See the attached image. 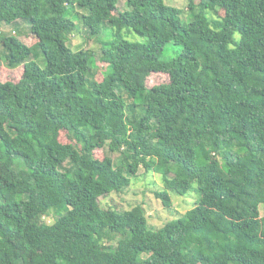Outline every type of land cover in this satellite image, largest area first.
Wrapping results in <instances>:
<instances>
[{
  "label": "trees",
  "instance_id": "trees-1",
  "mask_svg": "<svg viewBox=\"0 0 264 264\" xmlns=\"http://www.w3.org/2000/svg\"><path fill=\"white\" fill-rule=\"evenodd\" d=\"M187 3L184 17L166 0H0V28L29 26L0 30L6 68H23L0 81V264H264V0ZM74 14L109 33L101 81L94 52L69 45ZM158 73L169 82L148 86ZM141 169L165 208L199 201L158 229L141 206L101 207Z\"/></svg>",
  "mask_w": 264,
  "mask_h": 264
},
{
  "label": "rangeland",
  "instance_id": "rangeland-1",
  "mask_svg": "<svg viewBox=\"0 0 264 264\" xmlns=\"http://www.w3.org/2000/svg\"><path fill=\"white\" fill-rule=\"evenodd\" d=\"M166 3L172 6H175L184 11V17H187V0H166ZM121 9H125L126 5L121 2L119 4ZM75 12H82L80 9L76 8ZM223 14V11L219 9L218 13L214 14V17H218ZM211 15V14H210ZM213 15V14H212ZM77 24L76 30L72 33L69 41L70 47L77 50H90L94 52L96 63L93 67V72L95 78L98 81L103 80V72L107 66L100 60V40H107L109 38L108 32H102L100 40L96 37L89 35L88 30L84 28L78 21L76 15L71 16ZM182 17L184 22H188L189 18ZM17 25V26H16ZM16 26V27H15ZM28 24L20 21L13 25H2L0 28L3 34L8 36L19 35L21 29L23 31H28ZM99 37V36H97ZM122 37L130 40L132 42H144L145 39L136 34L135 32H129L125 29L122 32ZM99 40V41H98ZM1 45H0V54H1ZM180 52L179 47H175L172 44L167 45L163 59L169 60L178 55ZM23 74V68L10 70L6 68L5 62L0 57V81H19ZM169 76L166 74H152L148 80V86H153L161 83H168ZM61 140L63 142L69 143L70 139L67 137L65 132L61 133ZM95 155L99 159H103L106 156H111L117 158L118 154H112L108 148L99 149L95 151ZM162 190V183L159 175L148 172L146 173L144 169H141L138 175L132 179V182L129 187L124 188L119 192L111 193L108 196H105L100 199V205L104 209L114 208L120 210H130L136 206H141L145 211L148 218V224L153 229H158L162 227L169 220L178 218L185 214L188 210L192 209L200 199V194L196 190L191 192L188 196L181 197L175 193H171L173 206L171 209H167L163 206L162 201L156 196V192ZM52 210L51 212H53ZM261 216L264 217V205L260 207ZM55 212V211H54ZM55 215L49 214L44 219L52 224L54 222ZM111 238V237H110ZM107 238L106 244H117L118 238L112 237V239ZM110 239V240H109Z\"/></svg>",
  "mask_w": 264,
  "mask_h": 264
}]
</instances>
